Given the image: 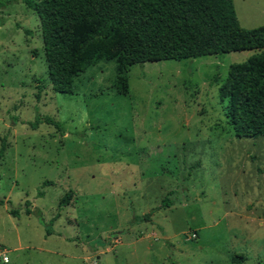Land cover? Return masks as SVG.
<instances>
[{
	"label": "rangeland",
	"instance_id": "rangeland-1",
	"mask_svg": "<svg viewBox=\"0 0 264 264\" xmlns=\"http://www.w3.org/2000/svg\"><path fill=\"white\" fill-rule=\"evenodd\" d=\"M22 1L0 15V264H264V137H237L222 98L253 53L133 66L126 96L100 62L60 95ZM232 2L264 27V0Z\"/></svg>",
	"mask_w": 264,
	"mask_h": 264
},
{
	"label": "trees",
	"instance_id": "trees-1",
	"mask_svg": "<svg viewBox=\"0 0 264 264\" xmlns=\"http://www.w3.org/2000/svg\"><path fill=\"white\" fill-rule=\"evenodd\" d=\"M19 2L0 0V15L4 7ZM22 3L38 17L48 78L52 91L60 95H71L74 78L100 62L115 63L116 93L126 96V75L133 66L253 53L245 63L229 67L222 98L228 100L226 115L237 137H264V27L242 28L232 0ZM0 24L3 25L2 17ZM43 123L58 128L48 118H36L30 126L35 129ZM6 149L2 140L0 166ZM70 201L71 195L66 194L60 206H67ZM170 205L168 199L162 202V206ZM230 261L243 264L245 259L234 256Z\"/></svg>",
	"mask_w": 264,
	"mask_h": 264
},
{
	"label": "built area",
	"instance_id": "built-area-1",
	"mask_svg": "<svg viewBox=\"0 0 264 264\" xmlns=\"http://www.w3.org/2000/svg\"><path fill=\"white\" fill-rule=\"evenodd\" d=\"M197 237L195 234H191L190 236L187 237L186 241L191 242V241H196ZM4 254V253H3ZM2 262L7 263V258L6 256L2 255Z\"/></svg>",
	"mask_w": 264,
	"mask_h": 264
}]
</instances>
